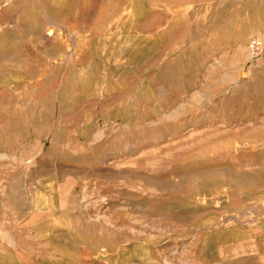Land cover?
Listing matches in <instances>:
<instances>
[{"label":"rangeland","instance_id":"obj_1","mask_svg":"<svg viewBox=\"0 0 264 264\" xmlns=\"http://www.w3.org/2000/svg\"><path fill=\"white\" fill-rule=\"evenodd\" d=\"M264 0H0V264H264Z\"/></svg>","mask_w":264,"mask_h":264},{"label":"built area","instance_id":"obj_2","mask_svg":"<svg viewBox=\"0 0 264 264\" xmlns=\"http://www.w3.org/2000/svg\"><path fill=\"white\" fill-rule=\"evenodd\" d=\"M246 50L248 63H264V32L254 37Z\"/></svg>","mask_w":264,"mask_h":264}]
</instances>
